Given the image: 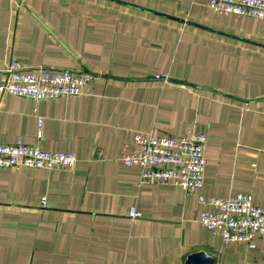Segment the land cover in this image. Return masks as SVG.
Masks as SVG:
<instances>
[{
	"label": "crops",
	"instance_id": "crops-1",
	"mask_svg": "<svg viewBox=\"0 0 264 264\" xmlns=\"http://www.w3.org/2000/svg\"><path fill=\"white\" fill-rule=\"evenodd\" d=\"M10 56L87 72L90 92L0 95V141L76 157L71 169L0 167V264H185L197 250L213 264H264V234L223 241L198 221L212 206L196 193L139 182V165L119 159L135 131L195 123L197 192H249L264 206V13L207 0H0V71Z\"/></svg>",
	"mask_w": 264,
	"mask_h": 264
},
{
	"label": "built area",
	"instance_id": "built-area-1",
	"mask_svg": "<svg viewBox=\"0 0 264 264\" xmlns=\"http://www.w3.org/2000/svg\"><path fill=\"white\" fill-rule=\"evenodd\" d=\"M216 12L261 17L264 0H207ZM90 75L83 71L51 68L43 64L21 65L9 57L0 71V95L11 93L41 99L90 92ZM41 135L38 128L36 137ZM133 146L121 149L119 159L124 165L140 167L139 182H168L185 192L196 193L197 201L209 204L211 210L199 211L198 221L211 233H219L223 241H244L253 246V239L264 234V206L252 200L249 192L237 191L227 196L203 195L197 190L202 184L205 133L192 123L179 135L135 131ZM76 157L67 150H45L36 143L20 139L0 141V167L29 166L47 169H71ZM43 197L40 204H43ZM128 215L139 212L131 207Z\"/></svg>",
	"mask_w": 264,
	"mask_h": 264
},
{
	"label": "water",
	"instance_id": "water-1",
	"mask_svg": "<svg viewBox=\"0 0 264 264\" xmlns=\"http://www.w3.org/2000/svg\"><path fill=\"white\" fill-rule=\"evenodd\" d=\"M213 257L206 254L203 250H197L189 253L185 264H213Z\"/></svg>",
	"mask_w": 264,
	"mask_h": 264
}]
</instances>
